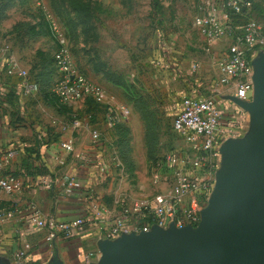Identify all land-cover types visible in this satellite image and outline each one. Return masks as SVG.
Masks as SVG:
<instances>
[{"label": "rangeland", "instance_id": "obj_1", "mask_svg": "<svg viewBox=\"0 0 264 264\" xmlns=\"http://www.w3.org/2000/svg\"><path fill=\"white\" fill-rule=\"evenodd\" d=\"M224 2L0 0V43L8 41L7 56L14 55L17 45H30L20 51V58L30 60L33 56L31 70H36V62H39L45 67L42 80L51 85L53 75H50L49 64L56 47L53 28H57L69 43L76 69L93 83L106 85L116 100L129 107V121L119 131L114 129L116 145L104 154L109 171L104 173L105 180L99 192L101 198L111 203L143 199L146 194L150 200L157 194L158 187H173L172 167L161 169V173L167 175L159 186L153 181V173L155 160L163 159L172 147L178 103L183 95H190L192 80L201 89L214 88L218 79L217 61L207 51H225L244 27V22L224 8ZM80 3L87 4L90 12L82 11ZM258 3L264 7V0ZM202 15H217L223 23L232 25L233 32L221 43L206 39L193 25ZM81 16L90 17L93 22L85 26ZM4 26L8 27L6 31ZM39 35L48 37L49 52L36 51L35 40ZM197 63L200 67L194 72ZM166 67L173 68L172 77L165 72ZM28 74L33 77L32 72ZM113 75L119 85H111L107 80V76ZM76 108L80 110L81 106ZM103 115H99L98 123ZM91 117L82 113L79 120L85 124L92 121ZM246 120L249 123L248 115ZM91 128L102 131L99 126ZM130 147L135 156L130 154Z\"/></svg>", "mask_w": 264, "mask_h": 264}, {"label": "crops", "instance_id": "obj_2", "mask_svg": "<svg viewBox=\"0 0 264 264\" xmlns=\"http://www.w3.org/2000/svg\"><path fill=\"white\" fill-rule=\"evenodd\" d=\"M4 28L5 31L8 29L7 26ZM231 39L232 37L229 38L230 41L233 40ZM48 40V37L43 35L35 40L36 51L40 49L49 52ZM7 44L8 41L0 43L3 55L7 54ZM29 46L17 45L13 51L14 55L9 56L17 62L20 70L32 72L33 77L28 74L29 77L25 80L18 75L10 76L4 62H1L0 67V160L7 161L5 174L19 177L23 183L20 192L10 194L0 189V257L7 259L10 264H51L55 259L64 264L94 262L99 257L97 242L102 239L100 227H111L126 209L149 199L144 194L143 199L115 200L110 203L99 196L100 187L105 180L104 173L109 171L104 154L116 145V129L106 126L104 115L99 123L91 124L88 121L82 124L79 116L86 113L85 100L71 103L66 109H62L50 103L39 86L37 92L26 93L25 81L34 83L35 73L44 71L39 62H36L37 69L31 70L33 56L30 60L21 59L20 51ZM226 50L220 49L213 53L210 49L207 53L218 62L227 54L228 49ZM53 54L54 52L52 56ZM217 55L219 57H216ZM165 72L172 77L174 70L172 67H166ZM56 79L53 74L51 88ZM216 85L215 82L214 88L201 89L200 85L192 80L189 92L191 95L220 92L218 106L222 112L223 128L229 132V137L243 136L248 127L247 115L225 98L234 95V85L223 88ZM103 88L106 96L111 97L108 87L104 85ZM181 101L178 107L176 105V116L181 110ZM116 103L127 106L120 100H116ZM78 105L81 106L80 110L76 108ZM128 121L129 119L122 124ZM92 126L101 127L104 142L100 146L94 145L92 141ZM69 142L73 145L71 152L63 148V145ZM171 144L167 155H172L175 159L174 165L171 166L173 169L180 161H191L196 156L193 145L175 131ZM130 148V154L135 156L133 148ZM11 153L14 155L9 158ZM61 159L64 164L59 162ZM163 163L164 168L170 167L165 160ZM161 175L163 181L167 174ZM69 179L81 184L72 195L65 191V184ZM170 189L158 187L157 194L168 193ZM33 208L39 209L46 218H54L59 222L81 220L82 225L72 237H60L48 242V230L38 229L30 223ZM22 253L24 255H21Z\"/></svg>", "mask_w": 264, "mask_h": 264}, {"label": "built area", "instance_id": "obj_3", "mask_svg": "<svg viewBox=\"0 0 264 264\" xmlns=\"http://www.w3.org/2000/svg\"><path fill=\"white\" fill-rule=\"evenodd\" d=\"M258 2L259 0H225L223 4L226 10L244 22V27L240 34L235 35L227 54L216 64L219 71L216 86L223 88L234 85V96L243 101L252 100V60L260 51L264 52V13H258ZM193 25L203 37L217 43L223 42L233 32L232 25L223 23L217 15L198 16ZM53 34L56 40L54 62L57 69L53 93L57 100L69 105L89 97L94 99L106 106L105 123L109 129H115L129 119L131 111L127 106L117 104L113 96H106L103 87L79 73L64 33L53 28ZM1 62L7 64L10 76L18 75L22 79H28V72L20 70L17 62L12 57L3 55L0 49ZM198 69L197 63L193 71L197 72ZM24 90L26 93H35L38 85L25 81ZM219 94L217 91L208 95L190 94L182 98L181 110L173 121V130L193 145L196 156L191 161H180L174 167V184L170 192L159 193L150 200L135 203L111 227H100L103 239L114 240L122 234L148 231L153 225L167 229L171 223L178 228L187 225L196 227L199 224L200 213L212 192L214 174L220 164L219 147L229 137V132L222 125ZM91 134L94 145L100 146L104 142L99 130H94ZM63 148L67 152L73 151L72 142L64 144ZM13 155L11 153L9 158ZM59 162L64 164L62 159ZM174 162L172 155L165 158V163L170 167ZM6 164L7 161L0 160V189L10 194L20 192L23 183L19 177L5 174ZM161 168L158 164V169L153 173L155 184L162 181ZM80 187L78 181L69 179L65 184V191L72 195ZM30 223L38 229L48 230V242L60 237H72L82 225L81 220L59 222L54 218H46L37 208L31 210Z\"/></svg>", "mask_w": 264, "mask_h": 264}, {"label": "water", "instance_id": "obj_4", "mask_svg": "<svg viewBox=\"0 0 264 264\" xmlns=\"http://www.w3.org/2000/svg\"><path fill=\"white\" fill-rule=\"evenodd\" d=\"M252 67V100L225 97L249 123L243 136L229 137L219 147L220 164L199 224L153 225L99 239L98 259L86 264H264V52ZM0 264L10 262L0 257Z\"/></svg>", "mask_w": 264, "mask_h": 264}, {"label": "trees", "instance_id": "obj_5", "mask_svg": "<svg viewBox=\"0 0 264 264\" xmlns=\"http://www.w3.org/2000/svg\"><path fill=\"white\" fill-rule=\"evenodd\" d=\"M55 6H58V5L55 4ZM80 6H81V10L82 11H84L86 9L88 13L90 12V7L87 4L80 3ZM256 8H257V11H258L259 14L264 13V7H261L260 3L256 5ZM82 16L80 18H81V21L83 22V24H85V26H89V24H91L93 22V20L90 17H82ZM55 50H56V47H55ZM55 50H54V52H55ZM50 60H51L50 64H49V67L51 69V71H49L50 75L55 74L56 78H57V69L55 67L54 54H53V56L51 57ZM79 73H81V72L79 71ZM44 74L45 73L43 71V72H39V73L34 75L35 76V84H37L40 87V89L43 91V93L45 95V98L48 99V101L50 103L54 104L55 106H59L62 109H66L67 105H64V104L60 103L57 100V98L55 97L54 93H53V88H54L55 85H53L52 88H51L50 83H45L44 80H42V78L44 77ZM82 75H84V74H82ZM107 78H108L107 80L109 81V83H111L113 85H119L116 76H114V75L113 76H107ZM56 81H57V79H56ZM0 97L2 98V96H0ZM84 100H85L84 105L87 107L86 108V114L92 115L91 123L95 124L96 122H98V121H96V119L99 117V114L104 113V115H105V113H106L105 109L106 108H103L102 106L97 104V102L94 99L90 98V97L86 98ZM104 120H105V118H104ZM123 127H124V124H120L116 128L119 131V129H122ZM163 160H165V159L161 160V158H159V159L155 160V163H154L155 170L158 169V164L161 165V167H162L161 169L164 168L163 167L164 166Z\"/></svg>", "mask_w": 264, "mask_h": 264}]
</instances>
